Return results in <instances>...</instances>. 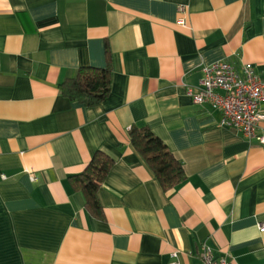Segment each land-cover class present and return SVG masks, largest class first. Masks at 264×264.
Here are the masks:
<instances>
[{
  "label": "crops",
  "instance_id": "1",
  "mask_svg": "<svg viewBox=\"0 0 264 264\" xmlns=\"http://www.w3.org/2000/svg\"><path fill=\"white\" fill-rule=\"evenodd\" d=\"M108 52L100 106L61 96ZM219 61L264 80V0H0V264H201L203 245L264 264V145L188 93ZM133 126L181 162L177 188L134 149ZM97 151L115 162L102 220L70 183Z\"/></svg>",
  "mask_w": 264,
  "mask_h": 264
},
{
  "label": "trees",
  "instance_id": "2",
  "mask_svg": "<svg viewBox=\"0 0 264 264\" xmlns=\"http://www.w3.org/2000/svg\"><path fill=\"white\" fill-rule=\"evenodd\" d=\"M107 54L106 67H82L74 78L61 82L59 85L61 96L88 107L100 106L111 93L113 68L111 55L109 52ZM129 137L132 146L165 191L177 188L186 180L181 162L150 127L133 126L129 131ZM114 163L110 156L97 151L84 171L70 178L72 187L84 195L86 209L96 219L105 218L98 194Z\"/></svg>",
  "mask_w": 264,
  "mask_h": 264
},
{
  "label": "built area",
  "instance_id": "3",
  "mask_svg": "<svg viewBox=\"0 0 264 264\" xmlns=\"http://www.w3.org/2000/svg\"><path fill=\"white\" fill-rule=\"evenodd\" d=\"M182 24L183 21H181ZM189 95L195 104L209 103L222 114V126L239 130L249 140L256 139L264 145V136L257 130L264 121V80L252 64L237 70L226 61H219L203 68V78L197 88H190ZM264 230V224L261 225ZM201 264H230L227 257L215 259L213 250L203 245ZM172 264H177L176 262Z\"/></svg>",
  "mask_w": 264,
  "mask_h": 264
}]
</instances>
